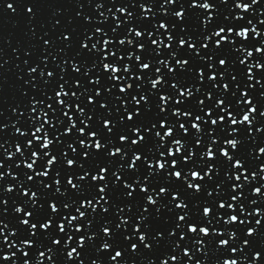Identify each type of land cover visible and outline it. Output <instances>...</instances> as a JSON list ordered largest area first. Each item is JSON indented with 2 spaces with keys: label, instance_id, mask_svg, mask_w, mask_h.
<instances>
[{
  "label": "snow or ice",
  "instance_id": "1",
  "mask_svg": "<svg viewBox=\"0 0 264 264\" xmlns=\"http://www.w3.org/2000/svg\"><path fill=\"white\" fill-rule=\"evenodd\" d=\"M260 3L0 0V264H264Z\"/></svg>",
  "mask_w": 264,
  "mask_h": 264
},
{
  "label": "water",
  "instance_id": "2",
  "mask_svg": "<svg viewBox=\"0 0 264 264\" xmlns=\"http://www.w3.org/2000/svg\"><path fill=\"white\" fill-rule=\"evenodd\" d=\"M57 2L62 3V4H67L69 2V0H57ZM230 2H231V0H230ZM229 7H230V4L223 6L225 11H227V9ZM6 21H7V18L4 17L3 15H0V47H3L5 49V55L0 57V62H2L4 59H10L11 58L13 60V63H10L6 67L14 69V63H16L18 61H14V57H12L11 49L4 44V39L8 38L9 33L12 31L11 24L6 22ZM5 75L8 78V83L11 84L14 81V76L12 75L11 72L5 73ZM5 94L8 96L11 95V89L9 87H7V85L5 86ZM5 147L7 148L8 146L5 145ZM12 150L14 151V149H12ZM0 151H2V150H0ZM6 163H10V161L6 162ZM5 215H9V217H10V214H5ZM4 222L11 224V219L10 218L5 219ZM4 234H5V236L7 235V230H5ZM2 240H3V237H0V241H2ZM11 242H12V238H9L8 243H11ZM0 247H3L6 252L8 251L6 244L0 243ZM12 250L15 251V249H12Z\"/></svg>",
  "mask_w": 264,
  "mask_h": 264
}]
</instances>
